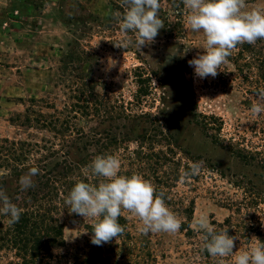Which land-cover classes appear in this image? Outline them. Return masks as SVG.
<instances>
[{"label":"rangeland","instance_id":"obj_1","mask_svg":"<svg viewBox=\"0 0 264 264\" xmlns=\"http://www.w3.org/2000/svg\"><path fill=\"white\" fill-rule=\"evenodd\" d=\"M245 2L243 11L264 13V0ZM160 4L164 26L154 42L139 49L134 34L121 32L114 16L125 11L121 0H0V139L28 138L9 120L23 114L30 99L63 109L70 90L94 91L100 113L82 124L99 141L86 152L92 160L111 154L120 161L119 175L137 174L161 188L181 223L183 208L193 200L190 227L196 232H201L196 225L201 217L210 225L232 217L236 225H254L264 238V108L258 114L250 111L256 96L229 62L215 78H197L188 61L204 54L205 37L191 31L190 11L181 0ZM140 73L150 77L152 89L137 102ZM44 103L41 110L49 112ZM46 135L38 133L36 139ZM158 153H167L173 162L155 157ZM196 162L197 175L164 188V173L182 177ZM4 174L0 170V188L9 193L16 181L2 184ZM122 214L133 233H142L138 217ZM60 221L67 245L83 247L84 225L93 219L70 221L62 214ZM147 236L164 254L160 264H193L181 230ZM253 237L258 239L237 235L232 264L258 246Z\"/></svg>","mask_w":264,"mask_h":264},{"label":"trees","instance_id":"obj_2","mask_svg":"<svg viewBox=\"0 0 264 264\" xmlns=\"http://www.w3.org/2000/svg\"><path fill=\"white\" fill-rule=\"evenodd\" d=\"M63 62L66 67V62ZM228 62L251 94L256 96L264 91V40L252 45H238L232 50ZM136 83L138 91L135 98L141 102L151 94V79L140 73L136 75ZM91 94L87 95L83 89L70 90L69 101L63 109L30 99L24 113L9 120L28 138L0 139V170L5 173L2 184L6 183V179L16 181L13 190L8 187L9 193L6 194L22 209L19 222L11 226L7 218L1 215L4 222L0 224V264H160L161 258L164 259V254L159 255L150 237L131 231L122 213L118 222L124 226V234L102 246L91 243L93 222L84 225L87 239L83 247H71L64 240V225L60 216L67 214L70 221L80 218L79 215L70 214V209L64 203L68 192L79 181L99 183V178L85 175L83 171L92 161V155L86 154L89 147L99 145L97 138L90 137L82 125L83 120L100 113L94 91ZM40 103L46 104L49 112H43ZM38 133L47 134V137L38 140ZM137 156L140 158V155ZM154 156L161 157L165 163L173 162L167 153ZM32 167L39 169V173L32 178L34 186L21 191L19 178ZM180 180V173L173 174L171 178L164 173L160 181H164V188L170 190ZM157 192L163 193L161 188ZM193 212L192 200L183 208L184 221L180 229L191 248L190 252H186L187 257L193 264H220L221 260L223 264H232V255L213 258L203 250V233L190 227ZM240 224H234L232 217H229L222 224L211 225L217 233L227 231L229 236L238 235L244 239L255 234L259 242L264 243V238L254 225L246 222Z\"/></svg>","mask_w":264,"mask_h":264},{"label":"clouds","instance_id":"obj_3","mask_svg":"<svg viewBox=\"0 0 264 264\" xmlns=\"http://www.w3.org/2000/svg\"><path fill=\"white\" fill-rule=\"evenodd\" d=\"M181 3L190 11L187 24L191 31L205 37L204 54L188 61L194 68V75L201 80L215 78L218 69L228 63V57L238 45H252L264 40V13L243 11L245 0H181ZM121 4L125 11L114 13L120 31L134 34V43L139 49L154 42L164 26V20L160 18V0H121ZM171 58L169 56V61ZM262 101L264 91L256 94V102L250 109L253 114L264 108ZM120 167L115 156L97 155L83 171L85 175L99 178V183L79 181L64 199L70 214L93 219L91 243L102 246L124 234V226L118 222L122 211L139 218L143 225L141 232L145 235L178 232L181 222L167 207L163 193H158L152 183L140 175H119ZM199 171V163H193L181 179L195 176ZM38 173L39 169L32 167L19 178L21 191L34 186L32 178ZM21 213L22 209L0 188V215L5 216L11 226L19 222ZM196 225L203 233V250L209 256L224 258L234 254L236 236H229L227 231L215 232L204 217L197 220ZM235 264H264V243L237 256Z\"/></svg>","mask_w":264,"mask_h":264}]
</instances>
